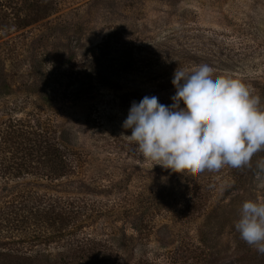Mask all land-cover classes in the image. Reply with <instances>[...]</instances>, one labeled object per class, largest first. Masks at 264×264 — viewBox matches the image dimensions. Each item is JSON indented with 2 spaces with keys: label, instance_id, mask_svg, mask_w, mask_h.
Returning <instances> with one entry per match:
<instances>
[{
  "label": "rangeland",
  "instance_id": "1",
  "mask_svg": "<svg viewBox=\"0 0 264 264\" xmlns=\"http://www.w3.org/2000/svg\"><path fill=\"white\" fill-rule=\"evenodd\" d=\"M200 64L264 108V0H0V122H31L71 162L60 178L0 172V251L99 264L70 258L89 239L111 264H264L235 227L246 200L264 202V150L241 168L172 172L123 128L134 101L172 104L175 71ZM58 202L80 215L62 232L47 213Z\"/></svg>",
  "mask_w": 264,
  "mask_h": 264
},
{
  "label": "clouds",
  "instance_id": "2",
  "mask_svg": "<svg viewBox=\"0 0 264 264\" xmlns=\"http://www.w3.org/2000/svg\"><path fill=\"white\" fill-rule=\"evenodd\" d=\"M172 84V104L146 95L132 103L123 122L144 161L172 172H217L249 165L264 150V108L243 81L200 64L175 71ZM235 227L264 254V202L246 200Z\"/></svg>",
  "mask_w": 264,
  "mask_h": 264
},
{
  "label": "trees",
  "instance_id": "3",
  "mask_svg": "<svg viewBox=\"0 0 264 264\" xmlns=\"http://www.w3.org/2000/svg\"><path fill=\"white\" fill-rule=\"evenodd\" d=\"M53 144L49 137H46L43 131H40V128L31 124V122L24 120L0 122V172L4 176L9 175L12 177L30 175L36 173L34 172L35 170H38V172L42 171L46 177L51 176L52 178H60L66 175L71 168L69 156L64 151V146H62L61 142L60 144ZM48 212L55 216V225L57 223L56 217L60 219L61 225L58 229L60 232L67 229L80 216L78 215L79 212L73 209V203L63 204L58 202L57 205L52 204L47 210ZM26 226L29 225L26 224ZM26 228L24 227L23 229ZM69 245L72 251L69 255L72 260L84 262L92 258V260H97L99 264L112 263L111 257L108 256L110 255V249H101L95 241L89 239L85 241L75 240L74 243ZM31 254V252L19 254L10 248H2V251H0V256L13 257L15 259L25 258L29 264H35L36 262L41 264L37 257L40 255L38 253L35 255ZM32 259L34 263L31 261ZM55 261H51L50 257H48L45 264H56L57 262Z\"/></svg>",
  "mask_w": 264,
  "mask_h": 264
}]
</instances>
